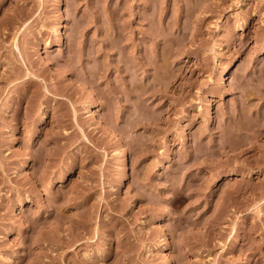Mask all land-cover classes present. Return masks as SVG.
<instances>
[{"label": "rangeland", "instance_id": "374dc122", "mask_svg": "<svg viewBox=\"0 0 264 264\" xmlns=\"http://www.w3.org/2000/svg\"><path fill=\"white\" fill-rule=\"evenodd\" d=\"M0 264H264V0H0Z\"/></svg>", "mask_w": 264, "mask_h": 264}, {"label": "bare ground", "instance_id": "6f19581e", "mask_svg": "<svg viewBox=\"0 0 264 264\" xmlns=\"http://www.w3.org/2000/svg\"><path fill=\"white\" fill-rule=\"evenodd\" d=\"M125 166V165H124ZM128 170V169H127Z\"/></svg>", "mask_w": 264, "mask_h": 264}]
</instances>
